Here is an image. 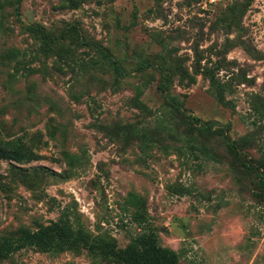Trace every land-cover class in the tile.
Here are the masks:
<instances>
[{
	"label": "rangeland",
	"instance_id": "1",
	"mask_svg": "<svg viewBox=\"0 0 264 264\" xmlns=\"http://www.w3.org/2000/svg\"><path fill=\"white\" fill-rule=\"evenodd\" d=\"M247 1L20 0L16 11L0 0V134L30 139L37 154L0 159V238L64 211L88 244L153 232L179 264H264V187L244 165L264 160V0L238 18ZM29 24H75L74 67L44 56ZM195 46L201 66L222 63L226 105L194 72ZM98 48L123 69L116 87L107 66L90 65ZM175 61L195 80L177 73L161 91L158 68ZM0 264L113 263L87 247H25Z\"/></svg>",
	"mask_w": 264,
	"mask_h": 264
},
{
	"label": "trees",
	"instance_id": "2",
	"mask_svg": "<svg viewBox=\"0 0 264 264\" xmlns=\"http://www.w3.org/2000/svg\"><path fill=\"white\" fill-rule=\"evenodd\" d=\"M62 6L66 8L75 9L78 8L86 0H60ZM250 0H248L245 6L237 13L234 14L240 18L249 6ZM16 11L19 8L20 0H15ZM233 10V9H232ZM236 19V18H235ZM234 23V22H233ZM30 36L40 41V52L44 56H55L60 66L66 65L69 68L74 67V63H77V57L74 55L75 48L72 47L75 43V39L72 37L75 29L78 27L74 24L68 28H64L59 32H52L46 29L40 24H29L26 27ZM93 44H96L93 42ZM232 45V44H231ZM100 59L96 62L94 59H90V65L101 62L100 67H108L114 77L111 83V87L118 86L119 79L123 76V69L118 64L117 60H113L109 52L103 48H98ZM14 53L13 51H11ZM194 53V72L205 76L211 86H215L213 95L216 99L222 103L227 104L223 94L228 87L226 82H221L217 78L215 71H218L222 67V63L219 62L214 68L201 66L199 61V50L195 46L193 47ZM173 65L163 64L158 70L160 71V77L162 81L159 83V89L161 91L167 90L170 84L175 81L177 73H179V80L188 79L187 84L193 83L194 75L187 72L185 69L177 70L179 63ZM79 63V62H78ZM228 63V62H227ZM84 62H80L78 66L80 69H85ZM149 66V62L144 60L137 66L138 71H143ZM142 89L139 88L136 91L134 98V105L136 108L143 110L145 107L139 100L142 94ZM233 142H226V145L231 147L232 151L236 150L233 146ZM71 160L74 158L72 156ZM37 158V154L33 151L31 140L25 137H18L13 139H3L0 134V159H8L16 162H28ZM244 165L253 166L255 169V175L258 177V185L264 187V160L257 163L255 166L251 165V162H246ZM134 220L139 221L140 216L134 215ZM34 248L38 251H64L74 250L80 247H87L105 259L109 263L113 264H179V256L177 252L169 247L162 246L157 241V236L153 232H146L137 235L127 246L116 247L114 243L106 242L96 245L88 244V240L82 231L81 227L73 228L70 223L69 214L62 212L55 220H50L47 223L38 222L32 227H22L17 229L14 233L9 234L6 237L0 238V260L8 258L14 252L22 248Z\"/></svg>",
	"mask_w": 264,
	"mask_h": 264
}]
</instances>
